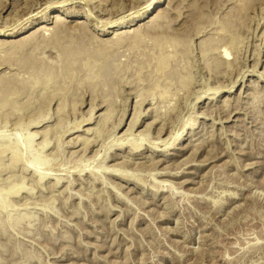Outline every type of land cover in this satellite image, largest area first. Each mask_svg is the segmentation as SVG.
Returning a JSON list of instances; mask_svg holds the SVG:
<instances>
[{"label":"rangeland","instance_id":"1","mask_svg":"<svg viewBox=\"0 0 264 264\" xmlns=\"http://www.w3.org/2000/svg\"><path fill=\"white\" fill-rule=\"evenodd\" d=\"M154 1L0 0V264H264V0Z\"/></svg>","mask_w":264,"mask_h":264},{"label":"bare ground","instance_id":"2","mask_svg":"<svg viewBox=\"0 0 264 264\" xmlns=\"http://www.w3.org/2000/svg\"><path fill=\"white\" fill-rule=\"evenodd\" d=\"M27 1V0H26ZM161 0H155L154 2H152L151 4H149L146 8H145V10H144V13H149V12H151V10L153 9V8H156L158 5H159V2H160ZM29 3V2H28ZM30 4V3H29ZM155 10V9H154ZM144 13H142L141 15H138V16H143V14ZM164 14V13H163ZM52 17H54L55 18V20H56V22H57V24H58V22H62V21H65L66 19H65V17H62L61 15H58V14H53V15H51ZM160 16V15H159ZM158 17V16H157ZM46 18V17H45ZM161 18V17H160ZM155 19V18H154ZM157 20H158V18H156ZM155 21V20H154ZM159 21V20H158ZM80 23H82L83 21H79ZM152 22H153V20H152ZM157 22H155V24H156ZM64 24V23H63ZM149 24V23H148ZM150 24H151V22H150ZM4 25V24H3ZM152 25V24H151ZM81 26V25H80ZM88 26V25H87ZM145 27H148V26H145ZM152 27V26H151ZM48 26H47V24H42L41 26H40V30H41V32H45V30H48ZM88 28V27H87ZM86 29V28H85ZM150 29V28H149ZM18 30V29H17ZM38 30V29H37ZM102 30H106V29H102ZM14 31V30H13ZM36 31V30H35ZM118 31V30H117ZM40 32V33H41ZM119 32V31H118ZM34 33V32H33ZM9 34V33H8ZM35 34V33H34ZM34 34H32L31 36L29 35L28 36V39H27V41L29 42V41H31V39L35 36V35H37V33L34 35ZM43 34V33H42ZM120 35V34H119ZM139 36V35H138ZM95 37V36H94ZM27 38V37H26ZM24 40H25V38H24ZM23 43H25L26 42V40L25 41H23V40H21ZM20 43V42H19ZM23 43H21V44H23ZM27 43V42H26ZM25 43V44H26ZM103 43V42H102ZM1 44V43H0ZM30 46L31 45H26L25 47H29L30 48ZM38 46V45H37ZM226 46V45H225ZM2 47V46H1ZM0 47V48H1ZM25 47L23 48V49H25ZM37 48V47H36ZM34 49V48H33ZM225 49V48H224ZM224 51V53H225V55H228V53H227V50H223ZM33 73H35V72H33ZM48 78V77H47ZM52 78V77H51ZM45 79V81H47L46 80V78H44ZM44 81V82H45ZM230 90V89H229ZM231 95V94H230ZM42 120V119H41ZM41 120H39V121H41ZM39 121H37V123L39 122ZM34 125V124H33ZM35 126V125H34ZM80 129V128H79ZM131 133V132H130ZM29 134V133H28ZM29 136V135H28ZM174 136V135H173ZM34 138V135H33V133L32 134H30V136L27 138V140H28V143H30V146H31V142H32V140H34L33 139ZM128 140H130V139H128ZM126 141V140H125ZM122 142V141H121ZM127 142V141H126ZM27 143V144H28ZM130 143V142H129ZM44 144V143H43ZM46 144L47 143H45L42 147H45L46 146ZM33 160V162H35V163H38V161H39V159H37L36 157L35 158H32ZM37 160V161H36ZM32 162V163H33ZM36 165V164H35ZM124 172H120L119 174H117V176H119V177H121V178H126V176H127V174H123ZM115 174V173H114Z\"/></svg>","mask_w":264,"mask_h":264}]
</instances>
